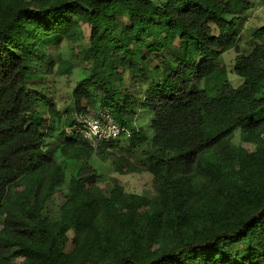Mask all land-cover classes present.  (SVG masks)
I'll return each mask as SVG.
<instances>
[{
	"label": "trees",
	"instance_id": "obj_1",
	"mask_svg": "<svg viewBox=\"0 0 264 264\" xmlns=\"http://www.w3.org/2000/svg\"><path fill=\"white\" fill-rule=\"evenodd\" d=\"M255 6L0 0V264H264ZM231 50L236 87L223 60ZM76 62L85 75L61 113L42 79ZM138 107L153 114L150 137L130 128ZM105 108L133 136L95 150L66 131ZM52 136L65 138L53 147ZM93 155L122 175L147 172L153 196L105 180Z\"/></svg>",
	"mask_w": 264,
	"mask_h": 264
},
{
	"label": "rangeland",
	"instance_id": "obj_2",
	"mask_svg": "<svg viewBox=\"0 0 264 264\" xmlns=\"http://www.w3.org/2000/svg\"><path fill=\"white\" fill-rule=\"evenodd\" d=\"M255 2V13L250 19L252 23H255L259 21V19L255 20V17L264 15V5L261 4V2L257 0H252ZM246 38H243L245 40ZM245 43V42H244ZM68 54H64V58H68ZM236 54L233 50L227 52L224 57V63L227 65L228 71H229V79L232 86L236 87L242 82V78L236 75L234 72H232L233 64L235 61ZM149 59L148 64L155 65L156 63L151 60V55H148L147 57ZM86 66V65H85ZM45 67V66H44ZM43 67V70L46 68ZM81 64L76 62L75 69L72 71V73L60 76L58 75L57 70H55V74L48 76L47 78L42 79V84L46 85V82L48 83V86H50V91H56L54 94L55 97V105L59 109L61 113L65 111L67 106L71 103L68 97V93L73 85L77 83V81L80 79L81 76L85 75V72H83V68ZM33 68V67H32ZM38 68V67H37ZM97 69L95 64V70ZM47 87V85L45 86ZM64 97L62 99L61 97ZM138 114L135 118V121L130 125V128H136L137 130L142 129L144 132L147 133V135L150 137L153 132L152 128L150 127L153 114L149 110L142 109L141 107H138ZM48 117L49 115L46 114ZM140 128V129H139ZM238 137V136H237ZM236 137L235 141L238 142V138ZM65 137L57 138L55 136H52V138H48L53 143V147H55L58 143V141L63 140ZM246 147L253 149L252 146L245 144ZM145 147V145H144ZM134 162V159L131 160ZM89 163L102 175L105 176V180H111L112 178H115L114 180H117L120 184H122L125 189L129 192H135L140 194H145L149 197L153 196L154 192L151 187V177L147 172L142 173H128L125 175H122L118 172L114 171V168L112 167L111 161H103L101 160L97 155H93L90 159ZM75 172V171H74ZM67 179L69 182L71 173L70 169L67 174ZM101 185L103 183H100Z\"/></svg>",
	"mask_w": 264,
	"mask_h": 264
},
{
	"label": "built area",
	"instance_id": "obj_3",
	"mask_svg": "<svg viewBox=\"0 0 264 264\" xmlns=\"http://www.w3.org/2000/svg\"><path fill=\"white\" fill-rule=\"evenodd\" d=\"M75 118L79 126L66 131L72 135L82 134L94 149H99L111 139H117L123 135L130 136L129 130L122 126L107 108L97 111L94 115H77Z\"/></svg>",
	"mask_w": 264,
	"mask_h": 264
},
{
	"label": "clouds",
	"instance_id": "obj_4",
	"mask_svg": "<svg viewBox=\"0 0 264 264\" xmlns=\"http://www.w3.org/2000/svg\"><path fill=\"white\" fill-rule=\"evenodd\" d=\"M115 119H116V118H115ZM122 126H123V125H122ZM139 129H140V128H139ZM128 130H129V132H130V136H133V132H132L130 129H128ZM121 137H122V136H121ZM128 137H129V136H128ZM117 139H118V138H117ZM113 140H116V139H111V140H109V141H113ZM109 141H106V142H109ZM106 142H105V143H106ZM105 143H104V144H105ZM104 144H103V145H104ZM103 145H102V146H103ZM102 146H101V147H102ZM91 147H92V146H91ZM101 147H100V148H101ZM92 148H93V147H92ZM100 148H99V149H100ZM93 149H94V148H93ZM95 150H98V149H95Z\"/></svg>",
	"mask_w": 264,
	"mask_h": 264
}]
</instances>
